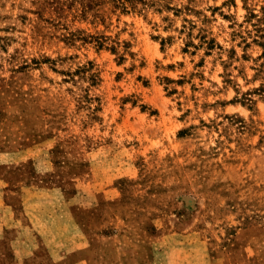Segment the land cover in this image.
Wrapping results in <instances>:
<instances>
[{"label":"rangeland","instance_id":"1","mask_svg":"<svg viewBox=\"0 0 264 264\" xmlns=\"http://www.w3.org/2000/svg\"><path fill=\"white\" fill-rule=\"evenodd\" d=\"M0 264H264V0H0Z\"/></svg>","mask_w":264,"mask_h":264}]
</instances>
